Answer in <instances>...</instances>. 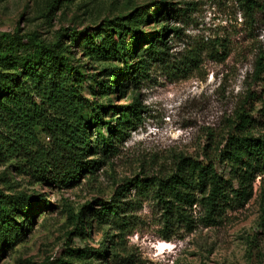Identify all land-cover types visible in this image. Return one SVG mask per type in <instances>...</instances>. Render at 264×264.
<instances>
[{
	"label": "trees",
	"instance_id": "trees-1",
	"mask_svg": "<svg viewBox=\"0 0 264 264\" xmlns=\"http://www.w3.org/2000/svg\"><path fill=\"white\" fill-rule=\"evenodd\" d=\"M236 1L249 13L260 3ZM156 3L152 14L150 8L140 9L105 20L91 31L59 30L53 43L36 33L22 34L19 28L0 34V165L24 166V174L40 186L68 187L86 178L85 172L93 176L119 154V144L143 123L141 90L153 73L188 71L198 57L193 52L182 61L176 58L169 37L180 35L178 24L187 21L190 4ZM151 22L156 28L147 32ZM77 41L88 61L108 66L90 72L88 63L75 56ZM262 60L264 55L256 64L258 83L264 82ZM125 95L130 99L126 105L119 106L112 98ZM246 105L212 155L180 157L164 176L129 180L110 201L100 202V209L87 207L86 215L115 230L119 243L137 230L136 213L145 202L157 207L159 233L165 241L199 227H222L230 213L252 201L257 179L264 175V108L247 113ZM48 205L42 197L0 191V254L23 236V224L30 221L33 209ZM80 220L77 228L84 233L88 220L86 216ZM107 245L93 255L105 259Z\"/></svg>",
	"mask_w": 264,
	"mask_h": 264
},
{
	"label": "rangeland",
	"instance_id": "rangeland-1",
	"mask_svg": "<svg viewBox=\"0 0 264 264\" xmlns=\"http://www.w3.org/2000/svg\"><path fill=\"white\" fill-rule=\"evenodd\" d=\"M172 2L190 4L187 21L178 24L180 35H169L172 53L182 61L196 52L197 61L175 75L153 73L141 90L143 123L119 144V154L68 187L40 186L24 174V166L0 165V191L42 197L49 204L36 206L28 223L18 215L25 233L0 254V264H264V175L257 179L252 201L230 213L222 227L180 232L169 241L160 237L159 211L152 202L137 211V230L120 243L109 225L86 215L87 207L100 209V202L110 201L129 180L164 176L180 157L212 155L246 102L247 113L264 108V82L255 80L264 55V0L252 13L236 0ZM145 8L156 12V0H0V34L19 28L53 43L59 30L91 31L105 20ZM155 28L151 22L146 31ZM78 44L75 56L88 63L90 72L108 66L88 61ZM127 96L112 98L121 106L130 100ZM81 216L88 220L84 233L77 228ZM104 244L106 257L99 259L93 254Z\"/></svg>",
	"mask_w": 264,
	"mask_h": 264
}]
</instances>
